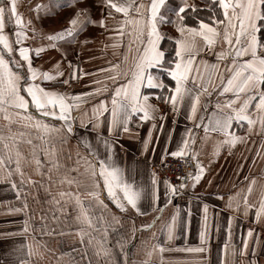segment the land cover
<instances>
[{
  "label": "crops",
  "instance_id": "1",
  "mask_svg": "<svg viewBox=\"0 0 264 264\" xmlns=\"http://www.w3.org/2000/svg\"><path fill=\"white\" fill-rule=\"evenodd\" d=\"M58 1L61 5L66 3V0ZM58 1L17 0L18 12L23 21H31L25 28L27 39L24 46L32 49L29 55L33 67L53 75L58 67L63 73L55 81L38 78L36 82L46 89L69 95L90 93L96 87L111 85L112 82L105 79L110 73L98 70L108 68L109 62L129 68L136 54L133 48L127 52L128 59L125 61L127 38L118 47H113L117 39L113 33L115 22L123 14L111 10L115 20L107 19L106 27L87 23L73 37L51 47L46 37L68 27V20L73 15V11L66 10V7L60 8L59 13L50 8V3ZM210 1L218 4V0ZM7 2L0 0V4L6 5ZM144 2L148 3L149 0ZM167 2L173 5L187 3L190 7L185 12L205 6L201 0ZM37 4L46 5L47 10L37 14L33 11ZM78 6L88 10L92 21H99L109 11L104 0H79ZM33 28L35 32L31 30ZM15 31L14 21H9L6 14L4 33L14 41ZM161 31L174 38L179 36L173 24L163 25ZM13 47L19 46L13 44ZM221 47L218 44L215 50L219 51ZM36 48L43 49L39 55L35 52ZM0 55L9 60V67L13 71L26 75V71L11 64L12 59H19L18 53L8 54L0 46ZM201 56L209 63L216 62L215 56L207 52L201 53ZM70 64L74 66L78 78L63 85L58 81L68 78L73 72L74 68ZM81 70L84 74H81ZM163 79L166 85L174 87V81L170 78L165 76ZM93 81H100V84ZM164 95H168L167 90H151L150 103L157 109L155 121H140L138 115H133L128 122L129 130L123 132L115 129L111 137L108 133L110 92L83 97L79 106L73 109L72 133L62 128V122L58 119L45 118L57 131H51L44 139H40L37 129L26 128L18 123H12L9 131L8 122L0 117V134L5 137L19 136L21 132L25 134L16 141L22 153L24 183L14 171V165L12 176L0 172V264H20L21 260L26 264H124L125 254L127 264H142L148 259L149 251L152 252L150 264H220L221 257L225 264H249L250 261L264 264V217L256 218L255 207L245 213L243 205V195L251 181L255 180V184L248 196L250 204L258 205L264 190V133L260 131L259 124L254 125L249 132L246 122L241 126L233 121L229 131L245 139L231 147L222 145L217 150V142L224 139L223 134L211 132L206 137L203 127L196 128L194 125L200 123L201 116L207 123L215 103L222 98L215 93L202 96L203 107L190 121L187 119V105L181 106L179 112H173L171 105L163 100ZM101 100L106 102L109 111L97 118L93 115V109ZM30 111L39 118L34 109ZM97 123L98 126L94 127ZM153 123L157 127L153 128ZM161 124L162 130L159 127ZM150 129L151 140L145 148L144 140L149 136ZM187 129L195 134L192 148L197 156L195 161L191 159V154L184 157L192 164L190 174H195L197 161L203 166L204 172L195 187L192 186V180L188 179L180 194L176 192L168 197L167 180L160 174L159 164L171 156L168 153L177 149ZM105 138L113 144L114 164L123 171L124 178L129 182L135 181L137 185L150 188L151 176L153 173L156 175L158 199L154 202L150 194L146 195L139 202L140 212L130 206L125 212L117 209L107 197V192L102 190V180H98L101 187L96 191L107 208L89 195L93 191L94 178L85 171V161L91 160L86 144H90L99 158L104 159L107 155ZM29 139L31 144L26 142ZM258 149L260 155H257ZM2 153L3 148L0 146ZM36 159L40 161L39 166L35 163ZM66 178H74L76 182L69 184ZM13 184L16 186L13 187ZM61 192L78 193L82 209L74 198L61 197ZM237 192H240L239 196L235 195ZM229 197H232L231 207ZM81 210L91 218V226L83 219L77 220ZM173 216L176 220L172 239L169 240L166 226L172 223ZM143 225L151 227L144 228ZM26 226L27 231L24 230ZM202 231L206 233L204 243L200 237ZM245 240L247 249L241 255ZM158 244L165 251L156 249ZM29 245L34 253L31 257L28 255ZM200 247L205 251H184L186 248ZM105 250L109 251L108 255H104Z\"/></svg>",
  "mask_w": 264,
  "mask_h": 264
},
{
  "label": "snow or ice",
  "instance_id": "2",
  "mask_svg": "<svg viewBox=\"0 0 264 264\" xmlns=\"http://www.w3.org/2000/svg\"><path fill=\"white\" fill-rule=\"evenodd\" d=\"M104 4L109 9L107 15L99 21H92L88 10L78 6L79 0H66V3L60 6L73 9V15L68 20V27L46 37L50 46L56 47L57 42L73 37L87 23H97L102 28L106 27L107 19L115 20L111 10L123 14L122 18L115 22L113 33L117 39L113 47H118L124 38H127L124 59L127 61V52L135 48L136 54L133 57L132 66L122 68L119 63L109 62L108 68L98 71L110 73L105 79L110 80L111 85H102L94 88L90 93L78 95L49 90L36 82L38 78L42 81H55L63 73L58 67L55 75L33 67L29 55L32 49L24 46V41L27 39L25 28L31 24V21L27 23L23 21L18 12L17 0H8L6 5L0 4V46L8 54L18 53L19 59H12L11 64L21 71H26L24 76L18 71H13L9 67V60L0 55V117L8 122L9 131L12 123H18L26 128L37 129L40 133L39 138L44 139L51 131H57L45 119L54 118L62 122V128L72 133L74 130L73 109L79 106L83 97L110 92L108 133L111 137L115 129L127 132L128 122L133 115H138L140 121H155L157 109L150 103V93L151 90L161 89L167 90L168 95L162 98L165 103L171 105L173 112H179L181 106L187 105V119L190 121L194 120L198 110L203 107L202 96H211L215 93L222 98L215 103L212 113L207 117V123L204 122V116H201L200 123L194 125L196 128L203 127L206 137L211 132L223 134L224 139L217 142V150L222 145L231 147L245 139L229 131L233 127V121L241 126L243 122H246L249 132L258 123L260 131L264 133V0H218V8L222 15L217 16L216 11L210 8L212 15L208 18L209 22L198 19L197 26H189L186 21L188 13L185 9L190 7L187 3L173 5L167 0H149L148 3L144 0H104ZM41 10H47V6L37 4L33 9L37 14ZM166 12L172 15H166ZM6 14L8 20L14 21L16 26L13 34L14 41L4 33ZM165 24H173L179 36L174 38L163 33L161 27ZM31 30L35 32L34 28ZM165 39L169 41L171 47H166L162 43ZM13 44L19 47L14 48ZM218 44L222 47L216 51ZM42 50V48H36L35 52L39 55ZM204 52L214 55L216 62L209 63L204 60L201 56ZM69 66L74 68L71 64ZM81 74H84L82 70ZM165 76L174 81V87L165 84L163 79ZM77 78L74 68L68 78L58 82L68 85L71 79ZM93 83L100 84V81H93ZM30 109H34L39 114V118L33 115ZM108 111L106 102L101 100L93 109V115L98 118ZM161 119H163L162 116ZM95 126H98V123ZM155 127L157 125L153 123V128ZM159 127L163 129L162 124ZM151 132L152 129L144 140L145 148L151 140ZM24 135L23 132L19 136L9 137L0 134V146L3 148V153L0 154V172L10 177L13 174L12 166L14 165V171L21 176L22 184L24 183V174L21 170L22 153L16 141ZM26 142L32 143L30 139ZM194 143L195 134L191 129H187L177 149L168 154L181 158L191 154V159L195 161L197 156L195 149L192 148ZM86 147L89 149L91 160L85 161V171L94 178L93 191L89 195L94 197L97 203L107 208L100 199V193L96 191L101 187L98 180L103 181L102 190L107 192V197L121 212L127 211L129 206L136 212H140L139 202L146 195L150 194L154 202L158 199L155 173L151 176L150 188L125 179L123 171L113 162V144L110 139H104V148L107 153L104 159L99 158L90 144H86ZM257 155H260L259 149ZM35 163L37 166L40 165L38 159ZM79 163L78 160L77 165ZM195 167V174H189L186 178L192 180L193 187L199 182L204 172L203 166L198 161ZM66 182L72 184L76 181L74 178H66ZM165 184L168 197L176 194L178 188L185 187L183 181L179 185H172L168 181H165ZM254 184L255 180L248 184L243 195V205L245 213L255 207V216L260 219L264 217V190L258 205L250 204L248 196ZM15 186L13 184V187ZM59 195L74 198L75 203L82 209L78 193L61 192ZM235 195L239 196L240 192ZM231 206L232 197H229V207ZM80 219L91 226V218L83 210L77 216V220ZM175 220L176 217L173 216L172 223L166 226L169 240L172 239ZM142 227L150 228L151 225ZM24 230L27 231V226ZM205 236L206 233L202 231L200 233L202 243L205 241ZM155 248L160 252L165 251L159 244ZM226 249L227 244L225 251ZM246 249L247 241L245 240L241 255ZM184 251L203 252L205 249L203 247L186 248ZM33 254L32 247L29 245V257ZM97 254L99 255V251ZM108 254L109 251L105 250L104 255ZM151 255L152 252L149 251L148 259H145L142 264H150ZM20 264H26V262L21 260ZM124 264H127L126 254ZM220 264H225L223 257ZM249 264H255V261H250Z\"/></svg>",
  "mask_w": 264,
  "mask_h": 264
},
{
  "label": "built area",
  "instance_id": "3",
  "mask_svg": "<svg viewBox=\"0 0 264 264\" xmlns=\"http://www.w3.org/2000/svg\"><path fill=\"white\" fill-rule=\"evenodd\" d=\"M192 171V164L189 160L181 157L168 156L159 164V172L165 180L172 185H179L182 181L184 184ZM182 189H177V194H180Z\"/></svg>",
  "mask_w": 264,
  "mask_h": 264
},
{
  "label": "trees",
  "instance_id": "4",
  "mask_svg": "<svg viewBox=\"0 0 264 264\" xmlns=\"http://www.w3.org/2000/svg\"><path fill=\"white\" fill-rule=\"evenodd\" d=\"M204 2L205 6L203 8H196L194 10H188V16H186V21L188 25L196 26L198 23V19H204L205 22H209L208 18L212 15V12L209 9H214L216 11L217 16H221L220 10L218 8V4L216 2H212L210 0H201ZM166 47H171L169 41L166 39L162 42Z\"/></svg>",
  "mask_w": 264,
  "mask_h": 264
},
{
  "label": "rangeland",
  "instance_id": "5",
  "mask_svg": "<svg viewBox=\"0 0 264 264\" xmlns=\"http://www.w3.org/2000/svg\"><path fill=\"white\" fill-rule=\"evenodd\" d=\"M56 1H58V0H56ZM59 2V1H58ZM58 2H52V3H50L49 5H51V9H54V11H56V13H59V10H60V8H65V7H63V6H61V7H57L58 5L60 6L61 5V3L59 2V4H58ZM66 10H68V11H73V9L72 8H69V7H66Z\"/></svg>",
  "mask_w": 264,
  "mask_h": 264
}]
</instances>
